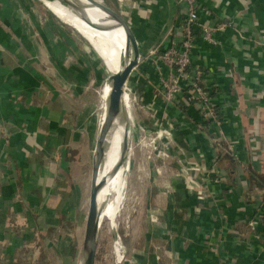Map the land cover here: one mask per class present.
Masks as SVG:
<instances>
[{
	"label": "crops",
	"instance_id": "crops-1",
	"mask_svg": "<svg viewBox=\"0 0 264 264\" xmlns=\"http://www.w3.org/2000/svg\"><path fill=\"white\" fill-rule=\"evenodd\" d=\"M111 1L102 0L115 7ZM114 1L128 13V25L144 56L157 44L155 51L180 39L183 1ZM196 1L198 19L192 26L190 60L203 72L220 123L203 119L193 106L164 104L141 77L133 78L131 85L140 87L134 92L146 104L145 110L150 105L154 111L157 123L151 118L146 119L148 123L160 128L173 125L182 158H194L209 168L210 178L202 182L205 196L197 199L178 181L167 186L158 171L154 174L149 169L161 188H153L151 180L153 191L148 190L147 195L152 194V201L160 204H153L148 215L156 213L160 219L151 220L153 224L141 230L142 244L134 249L128 264H264V0ZM9 6L0 1V152L15 153L8 164L15 192L22 196L28 213L37 216L31 226L20 227L23 233L31 229L26 239L20 237L24 246L33 252L34 238L43 252L41 260L33 264H63L60 257L65 255L66 245H73L70 238L75 236L79 202L70 164V150L76 146L72 124L76 100L57 88L70 83L65 81L63 66L64 81L59 80L61 72L53 59L65 58L70 49L55 47L48 53L33 38L25 41L18 12ZM204 25L211 28L213 45L201 37ZM37 56L47 58L55 73L43 74L44 79L39 80L35 75L40 74ZM152 66L142 61L134 68L151 71V76ZM160 71L166 74L167 67ZM24 87L29 89L24 92ZM221 134L232 143V152L224 148ZM11 184L0 187V208ZM2 215L3 209L1 219ZM249 220L255 224L249 225ZM2 228L0 242L7 241ZM51 240L55 246L48 245ZM2 256L6 255L0 259Z\"/></svg>",
	"mask_w": 264,
	"mask_h": 264
},
{
	"label": "rangeland",
	"instance_id": "rangeland-1",
	"mask_svg": "<svg viewBox=\"0 0 264 264\" xmlns=\"http://www.w3.org/2000/svg\"><path fill=\"white\" fill-rule=\"evenodd\" d=\"M0 1L2 3L9 2L10 6L8 9L12 11L11 8H15L16 12H18V19L22 23L25 41L27 37L30 39L33 38L34 42L37 41L40 48L46 49L48 53L51 48L54 49L55 47L70 49L66 53L68 55L65 58H55L53 61L55 62L57 71L61 72L59 80L64 81V73L62 69H60L62 68L61 66H63V68H66L65 81L66 83H70V86L66 85L57 88L68 95L71 94V98L76 100L74 109L75 118H73L72 123L76 132V148L71 146L72 150H70V154L72 160L70 164L73 165L72 171H74L75 177L73 186L79 199L78 207L76 208L77 213L75 214L77 225L75 236L70 238V242L74 246L71 244H69V246L66 245L65 255L60 258H62L61 261L64 259L63 264H77L82 256L81 243L88 205L93 148L99 117L103 109V106L100 107L99 105L100 93L102 94V89L104 83L107 82L109 72L106 65L90 48L85 38L78 33L58 11L52 9V7L44 1ZM103 1L110 4L109 1L111 0ZM111 2L115 4V7L112 6V9L117 12L120 11V15L128 24V13L125 14L122 12V8L120 9V7L116 5V1L112 0ZM203 27H205V29L204 32L201 30L202 39L213 45L216 41L211 36L212 31L208 30L206 25L202 26V28ZM177 45L178 41H176L174 45H162L161 50L155 51L158 49L157 44V46L152 47L150 54L145 55L136 63L137 65L142 61H147L152 64V79L148 77L151 71L134 68L136 65L132 67L126 78V88L130 90V92L128 106L124 109L128 128V138L124 162L125 181L119 187L120 193H123L122 200L120 211L115 219L116 226L113 230L109 228L108 219L102 217L101 226L97 229L94 264H114L119 257L120 261L118 264H128L127 262L134 257V249H139L142 244L141 230L144 229L145 226L153 224L151 220L157 222L160 219L159 214L155 213V215H148V210L153 207V204H158L156 205L158 207L160 204L157 201H152V194L149 196L147 195L148 190L149 193L153 191V189L149 188L151 180L154 184L153 188L160 187L159 182H157L158 185H156V182L153 181L149 169H151L154 174L158 171V174L164 177V182L167 186L178 181L188 194L193 193L197 199L205 196V185L202 182L204 179H207L206 177H208V179L210 178L209 173H211V171L194 158L189 157L186 158V160L182 158L179 152L181 148L180 144H178V141L173 135V125L170 124L160 128L158 126L153 127V124L148 123L146 119L149 118L156 122L154 111L150 108V105L147 106V111L145 110L146 107H144V105L146 104L142 102V100L138 98V94L134 92L135 88H137L136 90L138 92L140 87L135 86V88H133L131 85L133 78L139 79L141 77L142 81L145 80L151 84L152 93L160 97L164 104L169 103L176 107L182 104L178 98L175 100L173 99V88L169 85H163L164 82H167L168 78H164L162 73H160V69L163 67L170 66V68L174 69L175 65L172 63V60L179 56L178 49H176ZM192 46L193 44L191 48ZM191 48H189V60ZM37 60L40 64V74L36 73L35 75L39 80H42V78L44 79L43 74L50 76L51 73H55L54 66L48 62L47 58L44 56L43 58L37 56ZM64 60L67 61V65ZM133 72L135 73L134 75ZM68 75H70V77ZM77 77L78 79L76 82ZM23 89L25 92L29 87H24ZM39 90L42 91L43 88L40 87ZM74 90L76 91V96L73 92ZM72 92L74 96H72ZM8 113L11 114L10 111H8ZM87 121H89V124H87ZM115 146L116 142L112 145L106 160ZM3 147L6 148L7 146L4 145ZM11 153L15 154L14 152L8 151V149L0 152V187L12 183V190L9 195H6L2 199L3 208H0V210H4L5 214L2 215L3 219L0 218V226H3L2 230L6 232L5 236L7 240L0 242V256L6 255L7 263L9 264H33L34 260H38L35 261V263H38L43 255V252L40 251L38 242L33 238L32 243L34 247L32 252L31 249L24 246V241H22L26 239V236H29L31 229H27V231L25 230V233H23L20 227L31 226L33 224L32 222L37 219V216L36 214L34 215V213L33 215L28 213L26 209L27 205L23 203L22 196L15 192L16 185L13 181L12 172L9 171L8 167L9 160L13 158L11 157ZM56 153L59 154V151L57 150ZM2 159L4 161H2ZM151 164L157 165L155 167L151 166ZM202 176H204L203 179L199 180ZM164 182H162L163 187ZM170 189L175 193V188ZM27 191L33 192L30 189H27ZM155 192H157V190H155ZM166 195L167 193L165 196ZM172 195L175 196L174 194ZM29 203L31 204L30 201ZM21 236L24 237V239H20ZM116 239L118 240L120 254L117 258L114 254V241H116ZM22 243L23 246H21ZM51 244L55 246L53 241L48 243V245ZM55 248L56 247H54V249ZM34 252L35 256L33 255Z\"/></svg>",
	"mask_w": 264,
	"mask_h": 264
},
{
	"label": "bare ground",
	"instance_id": "bare-ground-1",
	"mask_svg": "<svg viewBox=\"0 0 264 264\" xmlns=\"http://www.w3.org/2000/svg\"><path fill=\"white\" fill-rule=\"evenodd\" d=\"M52 9L58 11L68 23L87 41L97 57L106 65L110 75L118 71L126 61L125 34L123 28L115 20L109 19L104 12L93 6L87 0H42ZM127 81L121 90L119 105L114 116L110 119L103 139L101 159L96 173L95 203L98 208L96 222L101 226L102 217L109 221V228L116 226V216L120 211L122 194L119 187L124 183V162L128 138V128L125 119V108L128 106L129 92ZM109 91L108 83H104L100 93V107L103 106L99 117L102 120ZM105 101V103H104ZM104 103V105H103ZM112 149L109 157L107 155ZM149 163V162H148ZM114 254H119L118 240L114 241ZM120 260V257L117 259ZM77 264H82L79 259Z\"/></svg>",
	"mask_w": 264,
	"mask_h": 264
},
{
	"label": "water",
	"instance_id": "water-1",
	"mask_svg": "<svg viewBox=\"0 0 264 264\" xmlns=\"http://www.w3.org/2000/svg\"><path fill=\"white\" fill-rule=\"evenodd\" d=\"M93 6L97 7L99 10L105 13L109 19L115 20L121 25L125 34V48L126 61L122 67L115 71L112 75H108L107 83L109 85V91L106 97V104L103 111V116L100 124L98 123L94 148H93V160L90 170V183H89V192H88V205L85 215V223L82 235V264H94V253L96 248V235H97V222L96 216L98 208L95 203V194H96V173L98 165L101 159L102 148H103V139L105 135V129L117 111L119 105V97L125 80L136 63L144 57L143 53H140L137 45V39L131 30L130 26L123 19V17L114 11L112 8L105 5L102 0H87ZM79 33V32H78ZM120 260H116L114 264H118Z\"/></svg>",
	"mask_w": 264,
	"mask_h": 264
},
{
	"label": "built area",
	"instance_id": "built-area-1",
	"mask_svg": "<svg viewBox=\"0 0 264 264\" xmlns=\"http://www.w3.org/2000/svg\"><path fill=\"white\" fill-rule=\"evenodd\" d=\"M179 1L185 3L184 19L181 23V35L176 46L179 56L172 60V63L175 65L174 69L167 66V73L163 76L164 78H168V80L163 85H169L173 88L174 100L178 98L182 104L193 106L203 119L210 120L213 124L218 125L220 120L213 110L208 86L204 83L203 72L199 67L191 65L189 60V48L193 44L192 26L198 19L197 9L199 3L196 0ZM204 29L205 27L202 28L203 32ZM207 29L211 30L209 27ZM219 139L223 142L226 151H233V145L227 140L226 136L221 134ZM214 181L217 182V178ZM253 223L255 224V220L248 221L249 225Z\"/></svg>",
	"mask_w": 264,
	"mask_h": 264
},
{
	"label": "trees",
	"instance_id": "trees-1",
	"mask_svg": "<svg viewBox=\"0 0 264 264\" xmlns=\"http://www.w3.org/2000/svg\"><path fill=\"white\" fill-rule=\"evenodd\" d=\"M4 259H6V256H2V259H0V264H9L7 261H4Z\"/></svg>",
	"mask_w": 264,
	"mask_h": 264
}]
</instances>
